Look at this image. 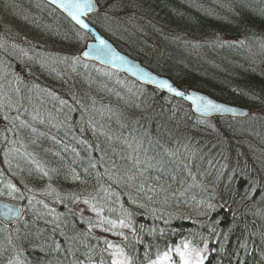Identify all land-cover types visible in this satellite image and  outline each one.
Returning a JSON list of instances; mask_svg holds the SVG:
<instances>
[{
	"label": "trees",
	"instance_id": "1",
	"mask_svg": "<svg viewBox=\"0 0 264 264\" xmlns=\"http://www.w3.org/2000/svg\"><path fill=\"white\" fill-rule=\"evenodd\" d=\"M98 3L90 23L126 54L182 88L252 113L214 127L180 99L144 86L136 91L92 62L81 69L76 55L86 36L67 18L41 0H0V65L15 61L4 43L9 31L45 50L36 58L65 67L63 74L70 76L66 64L76 65L71 90L36 67L28 89L0 90V110L7 101L17 109L8 124L0 117L4 134L10 129L12 141L21 139L23 127L27 138L4 150L13 153L0 163V195L15 184L19 192L8 196L27 204L28 192L46 188L31 165L24 171L17 165L33 149L40 172L60 189L49 203L30 198L33 212L13 227L0 224V264L109 263L105 240L90 230L93 221L71 208L74 195L129 225L117 242L131 264H149L182 240L207 245L204 264H264V0ZM66 54L67 62L59 61ZM56 91L62 95L53 102ZM161 184L167 192H147Z\"/></svg>",
	"mask_w": 264,
	"mask_h": 264
},
{
	"label": "water",
	"instance_id": "2",
	"mask_svg": "<svg viewBox=\"0 0 264 264\" xmlns=\"http://www.w3.org/2000/svg\"><path fill=\"white\" fill-rule=\"evenodd\" d=\"M52 7L56 8L63 16L70 19L71 22L76 25L78 28L83 30L85 33L89 34L90 40L87 42V44L81 49L80 51V57L84 60L90 59L96 64L103 65L104 67H113L116 70H118L119 73H122L128 78H132L134 80H137L141 83H143L145 86L150 88H155L159 90L160 92L168 93L172 97H177L179 99H182L183 101L187 102L190 106V109H192V112L195 116L200 117H210V118H219V117H234V118H246V116L249 114L250 109L243 105H236L231 102L227 103L224 100L217 99L208 93L202 92L198 89H192L188 88L183 90V88L177 86L175 83L172 82L170 78H168L166 75H161L155 72L153 69L146 67L142 62H140L138 59L133 58L132 56L127 55L124 52L118 51L117 48H115L114 43L109 39L105 38L98 29L94 28L87 20V16L91 14H95L99 10V6L97 4L96 8L87 14L86 17H83L86 21V23L89 24V27L87 29H84L82 26L76 24L74 20L71 19L70 16L66 12H64L63 9L59 8L58 4L52 3V0H44ZM104 40L106 42V48L110 49L112 52L116 54L118 57H123L122 60L120 59H114L112 57H106L103 55H97L95 49L99 46V41ZM88 52V56H84L83 53ZM167 80L170 84L173 85L178 91L184 92L185 95L183 97L177 96L174 93L168 92L166 89H160L158 85L155 83L156 80ZM191 96L193 98L195 97H205L207 99L212 100L215 103L222 104L225 106V108L221 111H214V112H202L198 110V103H200L198 100L195 99H189L188 97ZM235 109V111H227V109ZM7 204L9 208L13 209H22L23 211V205L22 204H16L12 203L10 201H5L0 198V221L4 223L5 225H9L15 221H18L20 218H14L12 220H9L5 217V213L7 212V209H5L4 205ZM24 215V214H23Z\"/></svg>",
	"mask_w": 264,
	"mask_h": 264
},
{
	"label": "snow or ice",
	"instance_id": "3",
	"mask_svg": "<svg viewBox=\"0 0 264 264\" xmlns=\"http://www.w3.org/2000/svg\"><path fill=\"white\" fill-rule=\"evenodd\" d=\"M98 2L99 0H52V3L58 4L59 8L63 9L64 12H66L68 16H70L71 19L76 22V24L82 26L84 29H87L89 27V24L86 23L83 17H86L88 13L92 12L96 8ZM95 51L97 55H103L106 57H112L114 59H120V60L123 59V57H118L110 49H107L106 42L104 40L99 41V46L95 49ZM83 55L88 56L89 53L84 52ZM155 83L158 85L160 89H166L168 92L174 93L177 96L183 97L185 95L184 92L178 91L167 80L160 79V80H156ZM188 98L198 100L200 103H198L197 107L198 110L202 112L207 113V112L221 111L225 108L224 105L215 103L212 100L202 96L195 98L189 96ZM227 111L232 112L235 111V109L229 108L227 109ZM5 119H7V117H5ZM22 126H25L23 122H22ZM125 143H127V141ZM129 147H131L130 144ZM138 147H142V145H138ZM149 167H155V165H149ZM145 171H147V169H145ZM138 175L140 177H143L144 179H147L143 171L139 172ZM128 179L133 180L135 179V176H129ZM159 179H160L159 177H156L157 182L159 181ZM8 187L12 190L8 193L9 195H12L13 192H19V189L16 188L15 185L9 184ZM139 190L141 192H145V186L141 184ZM157 191L167 192V189L162 184L159 185V189H157V187L155 186H149L147 189V192H151L153 194H156ZM149 199H151V196H149ZM85 203H87V201H85ZM4 207L5 209H7V212L5 213V217L7 219L12 220L14 218H22L23 216L22 209L9 208L7 204H5ZM209 207L212 206L209 205ZM120 223L123 225L124 222L121 221ZM114 226L115 225H113V227ZM120 235L123 236V233H120ZM125 239H127V237H125ZM104 242L108 245L109 248H115V251L111 253V257H112L111 264H130L129 259L124 255L123 249H121L117 245H113L110 241L105 240ZM206 247L207 245L205 244V248ZM172 251L173 249L170 246L168 250L164 251L162 254L158 252L157 258L155 260H150L149 264H204V261L207 258L203 254L204 253L203 249L191 248L188 242H182L181 245L175 246V255L179 257L178 262L174 259L173 255H170Z\"/></svg>",
	"mask_w": 264,
	"mask_h": 264
},
{
	"label": "rangeland",
	"instance_id": "4",
	"mask_svg": "<svg viewBox=\"0 0 264 264\" xmlns=\"http://www.w3.org/2000/svg\"><path fill=\"white\" fill-rule=\"evenodd\" d=\"M12 32L13 31H9V33H8V36H10V38H9V42H7V43H9L10 49L13 50V53H15V54H13V56L15 58V61H13L10 64L4 63V62H2V63L4 65H7L9 67L14 68L18 62L29 63V57L30 58L33 57V54H32V51H31V50H33V44H32V41H30V40L27 41L24 36H22V38L20 40L19 37H18V33L16 32V34H15V32L14 33H12ZM5 42H6V39H5ZM25 42H27V43H25ZM40 50L42 51L43 49L41 47H39L38 45H36V51L38 53H40L39 56H42V55H43V57L46 56ZM43 51H45V50H43ZM60 57L61 58L59 59V61H63L64 59L66 60V57H71V56H69L68 54H66V56L65 55H60ZM72 61L76 63V61H74V60H72ZM70 66H73V72H74V74H76L75 73V71H76V65L74 63H70ZM82 66H83V64L81 62V64H80L79 67H81V69L85 67V66H83V67ZM1 67H3L2 64L0 65V68ZM12 68H10V69L12 70ZM85 69L86 68H84V70ZM106 70H108L110 73L111 72L112 73H115L117 76L119 75L115 70H112L110 68L109 69H106ZM59 71L62 72V74L65 73L62 70H59ZM4 72H5V69L3 67L2 70H1V74L4 73ZM62 74H60V76ZM72 75H73L72 72H70V76L71 77H72ZM63 76H64L63 77L64 78V81H63L64 85H62V82L61 81H60V85H62L63 87L66 85L67 89L68 90H71L72 89L73 82H70V81L72 80V78L68 74H63ZM120 76H121V78H123V80L126 81V83H127V85L129 87L134 88L136 91H141V89H140L141 88V84H139L136 81L133 82L132 80H129V79L125 78L122 75H119L118 77H120ZM79 79H82V77L79 76ZM53 80L55 81V79H53ZM53 91H55V90L53 89ZM56 93H57V91H56ZM77 104L80 105V107H79L80 109L81 108L84 109V104L81 103V101L80 102L78 101ZM5 105H6L7 108H6V110L4 109V111H1L0 110V112L3 114V115L0 114V117L3 120L2 122H5L6 124H8V122L11 121V119H12V117H10V115L12 114L15 117L16 110L13 109V107L10 106V104L8 103V101L5 103ZM7 109H10V110H7ZM74 109L75 110H79L78 108H74ZM93 110H94V108H93ZM5 117H7V119H5ZM238 119H240V118H238ZM241 119H243V118H241ZM210 120L213 121V124L212 125L209 123V121L207 123H204L203 125L204 126H208V125L213 126L214 125V127H216V124H219L221 121H223V122L226 121V118L225 119H220V120L219 119H216V120L210 119ZM2 162H4V161H2ZM8 164H9V162L6 163V165L3 164L5 166V169H7L8 167H10ZM13 185H15V184H13ZM53 189L54 188H51V187L48 188L47 187V188H42V189H39V190H34L33 192H28L27 193L28 194V200L27 201H29V204L25 208V213H24L25 215H24L23 218H25L27 216V214H26L27 212H31V211L33 212V210H34V206H35L34 204L35 203L31 202L30 201L31 200L30 198H32L34 201H40L41 200V201H43L45 203H49L48 201L51 198H54L55 197L54 196ZM191 200H194L193 203H196V206H199L201 204L200 201L196 202L195 198H191ZM73 201L74 202L72 203V207L76 211H79L82 215H86L87 217H90L93 221H96L95 225L91 228V230L93 232H95L100 237L104 238V240L110 241L113 245L119 246L118 243H117V241H118L117 239H119V238L122 237L120 235V233H123L124 234L127 231H129L128 226H126L125 223H123V225H122L120 223L121 221L114 222V221L109 220L107 217H103L102 214H101V212L99 210H97L95 207H93L88 200H85V199H75ZM85 201H87V203H85ZM23 218L21 220H23ZM113 225H115V226L113 227ZM13 226H10L9 228H11ZM181 244H182V242L177 243V244L171 246L172 249H173V251H172V253H170V255H173L174 259L177 262L179 261V257L177 255H175V246L181 245ZM199 249H203L204 250L205 248L203 247V248H199ZM114 251H115V248H109L108 245H107L106 253L107 252L110 253V263L109 264H111V259H112L111 253H113ZM83 264H96V263H93L92 261H86ZM97 264H99V263H97Z\"/></svg>",
	"mask_w": 264,
	"mask_h": 264
},
{
	"label": "bare ground",
	"instance_id": "5",
	"mask_svg": "<svg viewBox=\"0 0 264 264\" xmlns=\"http://www.w3.org/2000/svg\"><path fill=\"white\" fill-rule=\"evenodd\" d=\"M115 48H117L118 51L124 52L122 50V48H120V47H117L116 46ZM6 52L9 53L11 57H14L13 54H15V53H13V50L7 49ZM13 60H15V58ZM61 62L66 63L67 61L66 60H63ZM10 63H12V62H10ZM63 65H65V64H63ZM66 65H67V67H69L70 72L74 73L73 72V66H70V63L69 64H66ZM3 67L5 69V72L2 73V76H0V90L3 93L6 92V93H9V94H13L14 95L15 93H17V90H16V87L17 86L19 87V89L21 91L24 88L25 89H28V86L32 82L31 81V78H30V74L31 75L34 74V73H32L34 67H36L37 69H40L41 71H44V73H45V71H48L52 75H53V73L56 74L55 82H57V84H58L61 81L62 84H64L63 83V81H64V78L63 77L64 76H62V77L60 76V74H62V73H60L59 70H62L65 67H62L60 69L57 68V69H59V70H57V69H55L56 67L54 68L51 65L50 60L45 59V58H39V59L37 58V59H34L33 61H30L29 63L18 62L14 68L9 67V66L4 65V64H3ZM3 67L0 68V73H1V70H2ZM10 68H12V70ZM54 69H55V71H53ZM37 75L38 76H41L42 73H39ZM16 77H17V80H14ZM0 94H1V92H0ZM61 95H62V93H58L57 92V93L51 94L49 96L51 98V101L56 102V101H59L60 100ZM13 109H15L16 110V113H17V109L15 107ZM69 121H70V117L68 116L67 122H69ZM3 128H4V126H3V124H2V122L0 120V150H1L0 151V160L1 161H3L6 158V156H7L6 154L13 153L11 151L4 152V150L6 149V147L8 148V147L14 146V145H16L17 143H20V142L27 143V138L25 137V135H23V133L25 132V130H24L23 127H20V128L23 129L22 130V138L21 139H16L14 141H12L10 139V137L11 138L12 137H15V134H12V132L9 131V130L6 131L5 134H4V129ZM39 141H41V142L42 141H45V143L47 144V146L48 145L49 146H54L50 142V140H44L43 138H41L40 140H38V142ZM38 145H39V143H38ZM38 155H39V152L37 151V149H33V152L32 153L30 152L29 156L27 154L24 157L17 158V160H18L17 161L18 167H20L21 170L24 171V170L28 169L29 166L31 165L32 166L31 168L33 170H35L34 172H36V173L32 172L33 173L32 176L35 175L37 178H40L41 181H43V183H44V185H41V186L46 187V188L47 187L48 188L51 187V188H54L55 190H60L59 187H58V183L55 180H53V178L51 177L50 173H47L45 171L43 173L40 172L39 165H38L37 162H35V159L33 158L34 156L37 157ZM45 173H46V175H45ZM75 199H85V200H87L84 195L83 196H81V195H74L71 198V200H70L71 201L70 204H71V208L72 209H73L72 203L74 202L73 200H75ZM83 216H86V215H83ZM109 220H111V219H109ZM111 221H114V220H111ZM124 255H125V253H124Z\"/></svg>",
	"mask_w": 264,
	"mask_h": 264
}]
</instances>
